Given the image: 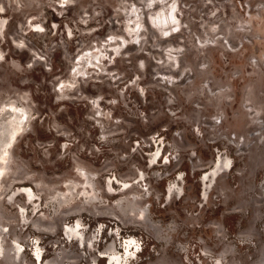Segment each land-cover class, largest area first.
Returning a JSON list of instances; mask_svg holds the SVG:
<instances>
[{"label":"rangeland","instance_id":"rangeland-1","mask_svg":"<svg viewBox=\"0 0 264 264\" xmlns=\"http://www.w3.org/2000/svg\"><path fill=\"white\" fill-rule=\"evenodd\" d=\"M20 119L0 264H264V0H0Z\"/></svg>","mask_w":264,"mask_h":264},{"label":"bare ground","instance_id":"bare-ground-1","mask_svg":"<svg viewBox=\"0 0 264 264\" xmlns=\"http://www.w3.org/2000/svg\"><path fill=\"white\" fill-rule=\"evenodd\" d=\"M20 115L17 114L16 117H19ZM22 122H23V119H20V120H17V125L11 130H8L10 131V134H11V139H10V136L8 135V138L5 139L4 141H1L0 142V146H2V148L0 149V163H4L6 162L5 166H7L8 164V161H7V155L9 154V150H8V146L11 144V140L12 138H15V136L17 135V133H19L18 131L21 130V125H22ZM22 132V131H21ZM13 142V140H12ZM4 166V165H3ZM4 170V169H3ZM27 188V187H25ZM21 193H23L25 195V192L24 190L21 191ZM37 255L39 256V253H37ZM114 258L115 256H117V253L113 255ZM112 258V257H111ZM116 258L122 260L123 257H120V256H117ZM124 260V259H123ZM122 260V261H123ZM43 264V263H42ZM110 264H113V263H110Z\"/></svg>","mask_w":264,"mask_h":264}]
</instances>
